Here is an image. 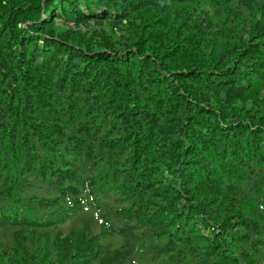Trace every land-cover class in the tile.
<instances>
[{
  "label": "trees",
  "instance_id": "trees-1",
  "mask_svg": "<svg viewBox=\"0 0 264 264\" xmlns=\"http://www.w3.org/2000/svg\"><path fill=\"white\" fill-rule=\"evenodd\" d=\"M0 264H264V0H0Z\"/></svg>",
  "mask_w": 264,
  "mask_h": 264
},
{
  "label": "rangeland",
  "instance_id": "rangeland-1",
  "mask_svg": "<svg viewBox=\"0 0 264 264\" xmlns=\"http://www.w3.org/2000/svg\"><path fill=\"white\" fill-rule=\"evenodd\" d=\"M60 22V21H59Z\"/></svg>",
  "mask_w": 264,
  "mask_h": 264
}]
</instances>
